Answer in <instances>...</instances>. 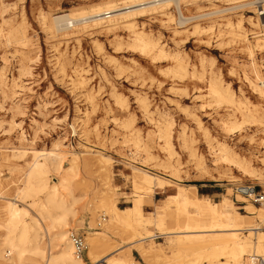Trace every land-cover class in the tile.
Masks as SVG:
<instances>
[{
	"label": "rangeland",
	"instance_id": "obj_1",
	"mask_svg": "<svg viewBox=\"0 0 264 264\" xmlns=\"http://www.w3.org/2000/svg\"><path fill=\"white\" fill-rule=\"evenodd\" d=\"M112 1V8H119L134 0H0V197L16 198L25 186L35 153L54 152L53 146L60 142L63 146L56 153L64 157V167H69L74 156L81 162L90 158L92 166L90 173L81 165L75 181L77 198L68 203L65 226L52 229L53 244L61 231H67L68 237L74 231L85 237L89 250L90 240L102 236L113 240L126 230L124 225L110 222L109 212L117 207L122 213L138 205L139 194L132 179L134 169L170 182V188L155 190L152 206L140 204L147 216L155 212L156 205L175 195L179 187L192 189L191 186L213 203L233 204L241 215H247L248 204L263 208L252 199L239 202L237 195L240 188L247 187L264 192V102L245 79H256L253 61L248 56L256 30L248 19L252 17L257 22L264 3L252 0L256 3L252 7L219 16L222 18L217 20L193 21L186 25V33L176 32L179 12L173 2L123 20L134 22L137 31H146L157 40L167 50L165 56L144 55L134 49L133 33L125 25L108 29L107 25L118 23L120 17L107 20L99 28L84 24L69 31L50 28L52 17L70 15L79 19L107 9ZM227 1L182 0L181 9L186 18H193L228 9L231 2ZM240 18L244 20L247 39L251 38L248 43L227 33L228 22L235 25ZM261 24L260 21L259 32L263 31ZM196 26L205 33L199 30L193 34ZM25 36L27 40L21 42ZM255 63L264 76V50L255 53ZM180 64L186 67V74L179 70ZM219 78L223 80V89L232 93V99L243 103V111L256 116L234 135L226 133L224 123L228 119L226 110L236 108L226 102L218 103L210 95V82ZM15 83L25 87L17 99L6 93L7 87ZM114 95H120L126 109L115 104ZM143 99L147 110L142 107ZM15 104L20 105V113L15 111ZM236 114L242 122V115ZM12 122L21 127L11 129ZM169 124L172 157L161 139ZM22 133L27 141H21ZM226 143L241 161L250 162L257 178L227 166L220 159L216 151ZM23 149H27L26 157L14 156ZM100 156L110 159L111 177L106 195L96 198L106 182L98 167ZM58 182V176L51 174L50 183ZM4 202L0 198V223L6 222ZM94 208H98L100 216H96L92 226ZM105 227L110 228L109 233H104ZM1 230L5 229L0 228V249L7 251L2 245ZM156 242L164 245L165 239ZM43 243L48 245V238L44 237ZM133 255L136 264H145L138 253ZM84 260L93 264L87 250Z\"/></svg>",
	"mask_w": 264,
	"mask_h": 264
},
{
	"label": "bare ground",
	"instance_id": "obj_2",
	"mask_svg": "<svg viewBox=\"0 0 264 264\" xmlns=\"http://www.w3.org/2000/svg\"><path fill=\"white\" fill-rule=\"evenodd\" d=\"M228 1L231 4L230 8H225L226 10L216 9L198 14L193 18L184 16L181 9L182 0H134L130 4L119 8H112L110 4L115 2L112 1L108 3L107 9H99L79 19L70 15L52 17L50 28L56 32L60 30L69 31L79 24L99 28L107 20L120 17L119 20L121 21L107 25L108 29L119 24L125 25L133 33L131 45L134 49L139 50L144 55L157 54L158 56H165L167 50L165 51L157 40L147 35L146 31H137L134 22L123 20L131 15L134 16L139 13L156 10L160 6L169 5L173 2L179 12L176 32L186 33L188 32L186 25L193 21L217 20L222 18L219 16L250 8L256 4L255 2V4L250 2L252 0ZM259 2L264 3V0H259ZM256 8L258 9V7ZM257 20L255 22L252 17L248 19L250 25L256 30L252 34L255 41L252 45L249 44L248 47V56L253 61L256 79L251 80L246 74L245 79L264 102V76L262 69L255 63V53L264 50V27H262L263 31L259 32L260 18ZM243 22V18H240L235 25L228 22L227 33L233 36L234 39L248 43L251 38L248 37L247 39ZM212 29L210 28L209 30L212 31ZM199 30L205 33L203 29L196 26L193 34L198 33ZM219 34H221L220 38L223 37L221 30H219ZM25 40H27L26 36L21 39V42ZM179 70L186 74V67L183 64H180ZM214 80L212 79L209 85L210 95L215 97L218 103L223 104L226 102V104L236 108L235 110L230 108L226 110V117L228 118L226 123H224L226 133L229 135L237 134L244 123H249L256 116L251 112L245 113L243 111V103L232 99V93L223 89L222 79ZM2 82L6 85L4 81ZM7 88L8 92L6 93H10L13 99H17L22 95L21 93L25 87L15 83ZM116 95H114L115 104L122 109H126V102L119 97L120 95ZM141 104L143 109L147 110L145 99L141 101ZM14 109L20 113L19 104H15ZM237 112L242 115V122L238 120ZM197 122L199 127L203 128L202 122L200 120ZM17 127H21V124L12 122L11 129ZM170 127V124L166 127L161 139L165 141V149L168 150L170 157H172L174 152L171 150ZM72 128L76 134L74 126ZM21 141H27L23 133ZM136 145L139 147V143H136ZM62 146V143L60 144L59 142L53 146L54 152L35 153L30 174L26 179L25 186L19 191L20 193L14 199L0 197L5 200L4 203L7 202L6 206H4L6 222L0 223V228L5 229V231L1 230V238L2 245L7 248V251L0 249V264H86L84 258H76L75 250L67 231H61L55 236L56 244H53L50 236L52 229L57 225L65 226L67 213L70 211L68 203L70 200L77 198L74 196L75 181L80 175L81 165L84 170L88 171L92 166L90 158L87 157L81 162L77 156H74L69 160V167H64V157L56 153ZM211 149L214 148L212 147ZM217 152H219L220 159L228 164L227 166L235 168L251 178L258 177L250 162L241 161L227 143L226 145L218 146ZM15 155L26 157L28 155L27 149H23L21 152L15 153ZM192 156H194V153ZM39 157H43V159L38 160L40 159ZM149 157L152 159L151 156ZM97 162L100 172L106 176L105 184L102 183L104 190L100 189L96 193L97 196L95 195L96 198H100L106 195L104 191L110 183L111 163L108 157L103 156H100ZM136 170L134 169L132 179L134 189L139 194L136 198L138 205L134 209L123 210L122 213L119 212L117 207L112 208L109 212L110 222L112 224H122L125 226L123 229L126 230L116 235L113 240L105 236L90 240L89 250L85 240L88 257L93 264H136L133 260L134 252L138 253L145 264H264V204L263 208L248 204L245 208L247 215H241L235 210L233 204L213 203L210 199H204L199 196L200 194L198 195L195 186H191L192 189L179 187L175 195L171 196L169 200L156 205L155 212L147 216L140 204L147 203L148 206H152L153 198L157 195L155 190L170 188V182L142 169L141 171L145 173ZM228 170H231V168H228ZM51 174L58 176L59 182L57 184L52 185L50 183ZM229 179H233V177H229ZM230 182L234 181L231 180ZM251 189L253 187L243 188V190L240 188L241 193L237 195L238 201L247 203L252 198L249 196L252 195ZM41 195L43 199L40 198ZM190 210H194V212ZM59 211L63 213L59 214ZM106 214L107 212L103 215ZM97 215L98 208H94L92 210V226H94ZM0 218H2L1 215ZM46 222L49 223L46 224ZM109 229L105 227L104 233H109ZM44 237L48 238V245L43 243ZM160 239H165L164 245L156 242Z\"/></svg>",
	"mask_w": 264,
	"mask_h": 264
},
{
	"label": "built area",
	"instance_id": "obj_3",
	"mask_svg": "<svg viewBox=\"0 0 264 264\" xmlns=\"http://www.w3.org/2000/svg\"><path fill=\"white\" fill-rule=\"evenodd\" d=\"M258 16L260 18V21L262 22V26L264 27V10L262 8V10L258 11ZM250 188V187H247ZM243 190V188H242ZM252 190V195H249L250 199H252V201L255 204H264V192L262 193H257L256 189L253 188ZM239 192L241 193V190H239ZM248 195V194H246ZM69 238L73 244L74 250H75V256L77 259H83L85 258L86 255V250H87V246H86V239L84 236L74 232V231H70L69 232Z\"/></svg>",
	"mask_w": 264,
	"mask_h": 264
}]
</instances>
